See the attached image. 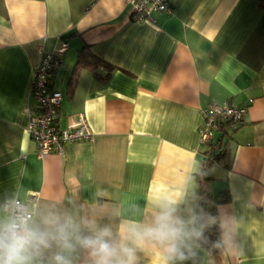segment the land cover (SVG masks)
Listing matches in <instances>:
<instances>
[{"label": "crops", "instance_id": "0c3cea01", "mask_svg": "<svg viewBox=\"0 0 264 264\" xmlns=\"http://www.w3.org/2000/svg\"><path fill=\"white\" fill-rule=\"evenodd\" d=\"M258 1L170 0L172 13L150 22L134 21L125 0H0V203H51L115 231L174 199L219 223L215 252L195 245L186 264H264ZM62 42L68 49L51 81L62 97L57 125L83 114L93 138L39 156L26 132L34 67L40 51ZM83 48L112 69L75 74ZM228 101L246 113L213 135L229 151L227 167L206 165L201 110ZM76 264H88L86 252ZM137 264H161L160 254L146 246Z\"/></svg>", "mask_w": 264, "mask_h": 264}, {"label": "clouds", "instance_id": "9594fccd", "mask_svg": "<svg viewBox=\"0 0 264 264\" xmlns=\"http://www.w3.org/2000/svg\"><path fill=\"white\" fill-rule=\"evenodd\" d=\"M214 219L199 207L185 210L178 201H157L147 219L99 226L51 203L20 198L0 203V264H137L148 246L161 264H186ZM219 243V242H218Z\"/></svg>", "mask_w": 264, "mask_h": 264}, {"label": "built area", "instance_id": "2783aa9c", "mask_svg": "<svg viewBox=\"0 0 264 264\" xmlns=\"http://www.w3.org/2000/svg\"><path fill=\"white\" fill-rule=\"evenodd\" d=\"M125 3L134 21L153 22L154 13L170 15L173 11L170 0H125ZM67 49V43L62 42L55 53L40 51L39 61L34 67L30 96L35 107L26 111V132L28 138L36 144L39 156L51 152L63 156L67 144L89 142L93 138L83 114H78L76 122L65 129L57 125L62 97L51 88V81L60 67L61 56ZM245 113L246 107L233 105L229 101L202 109V124L198 130L199 144L207 145L223 123L240 122ZM31 200L35 199L32 197Z\"/></svg>", "mask_w": 264, "mask_h": 264}, {"label": "trees", "instance_id": "16d2710c", "mask_svg": "<svg viewBox=\"0 0 264 264\" xmlns=\"http://www.w3.org/2000/svg\"><path fill=\"white\" fill-rule=\"evenodd\" d=\"M259 7L262 12H264V0L258 1ZM261 26L264 28V14H262ZM102 67L110 71L112 68L108 66L106 63L96 58L92 53H90L86 48L81 49L78 52L76 63L74 66V73L76 74L79 70L86 69L91 72L94 76L96 74V68ZM74 79V77H73ZM228 123V122H226ZM206 146L209 147L207 152L205 153L206 157L204 159V163L206 165L212 162H218L222 166L227 167V163L229 160V151L224 146L221 145V140L217 143L209 142ZM214 219V223L209 224L205 230L203 238L198 242V246L208 248L212 252H215L216 248L220 244V233H219V223L215 215L211 216ZM219 242V243H218Z\"/></svg>", "mask_w": 264, "mask_h": 264}]
</instances>
